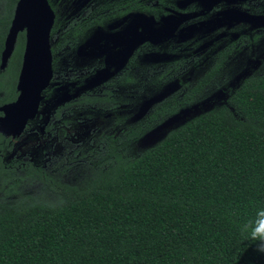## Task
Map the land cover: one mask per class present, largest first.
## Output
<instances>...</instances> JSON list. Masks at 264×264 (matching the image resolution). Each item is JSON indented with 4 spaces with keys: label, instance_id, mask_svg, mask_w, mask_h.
I'll return each instance as SVG.
<instances>
[{
    "label": "trees",
    "instance_id": "trees-1",
    "mask_svg": "<svg viewBox=\"0 0 264 264\" xmlns=\"http://www.w3.org/2000/svg\"><path fill=\"white\" fill-rule=\"evenodd\" d=\"M0 1L11 5L9 14L0 16L1 54L16 0ZM18 40L8 66L0 71V104L17 94L22 32ZM55 50L51 45L52 68ZM224 60L225 56L196 58L193 68L211 64L190 87L186 79H179L178 88H186L181 96L163 98L134 124L126 123L127 114L106 115L115 111L112 92L81 95L77 103L89 109L112 103L107 111L88 112L94 121L89 126L124 124V128L120 135H105L98 143L100 152L83 167L75 166L83 174L76 183L51 174L40 161L21 164L7 157L9 151L1 152L0 264H264V255L236 229L255 207L264 205L262 69L224 89L223 98L209 107L164 125L154 142L138 143L151 127L203 100L204 89ZM10 71L13 81L7 78ZM122 78L109 85H126L128 76ZM82 79L71 81L79 85ZM159 83L165 82L159 79ZM51 88L44 90L41 106ZM34 123L30 121L27 128ZM53 125L42 128L39 137L44 146ZM25 179L37 185L35 194L21 191L20 181Z\"/></svg>",
    "mask_w": 264,
    "mask_h": 264
},
{
    "label": "flooded vegetation",
    "instance_id": "flooded-vegetation-1",
    "mask_svg": "<svg viewBox=\"0 0 264 264\" xmlns=\"http://www.w3.org/2000/svg\"><path fill=\"white\" fill-rule=\"evenodd\" d=\"M48 2L54 12V29H51L50 41H53L54 33H58L63 25L62 37L68 43L71 57L77 62L74 67L79 69L82 65L90 63L92 68L84 76L77 77L83 78L79 85H76L75 81L72 82L69 76L63 84L53 80V77L47 101L54 104H50L47 110L46 106H41L40 103L36 117L30 121L39 119L41 115L49 114L52 117L59 109L55 100L60 95L70 96L72 99L81 92L80 97L87 87H100L109 80L123 81L122 77L126 75L129 85L135 72L136 58L139 56L167 55L169 58H161L160 63L175 69L179 68L182 62L186 63L192 59L189 72H184L188 75L181 76L189 80L191 71L195 69L192 66L194 57H218L229 56L233 52L240 53L254 44L250 40L262 39L261 36L264 35L260 32L264 31L260 25L264 21V0ZM74 41L78 43L73 47ZM182 57L188 59L183 61ZM5 103L7 102L0 105ZM2 114L0 111V116ZM19 137L12 138L0 133V156L1 152L9 151L7 157L15 159L14 146Z\"/></svg>",
    "mask_w": 264,
    "mask_h": 264
},
{
    "label": "rangeland",
    "instance_id": "rangeland-1",
    "mask_svg": "<svg viewBox=\"0 0 264 264\" xmlns=\"http://www.w3.org/2000/svg\"><path fill=\"white\" fill-rule=\"evenodd\" d=\"M13 9L14 7L12 10ZM10 11L11 5L8 6V2L0 1V16H6ZM59 24L61 25V23ZM260 25L264 28V21L261 22ZM60 27V31L54 33L53 41H50V45L54 46L56 49L54 55L55 66L52 68L53 80L62 81L68 78V76L69 78L82 77L85 73L90 71L92 67H90V63L82 65V67L79 68L80 70L74 67V64L77 62L71 57L70 49L67 46L68 43L62 37L63 25ZM260 32L264 34V31ZM261 38L262 39L256 40L252 46L246 47L240 53L233 52L229 56H225V60L222 64L223 66L219 69L218 74L215 75L213 82L209 83V87L205 88L203 91V95L205 96L204 99L181 108V110L174 115L165 118L151 127L140 136L138 141L139 145L146 146L154 142L161 136V129L163 126H169L172 121L180 120L183 117L182 114H189L199 107H209L216 99L223 98L224 89L236 86V84L250 71H260L261 69V72L264 71V68L261 66V61L264 63V35H262ZM77 43L78 41H74L72 46L74 47ZM72 46H70V48H72ZM199 57L200 56L194 57V60ZM161 58L164 60L169 57L167 55L161 56L160 54H151L150 56L147 55L144 57L139 56L136 58L135 72L132 82L129 83V85L123 84L121 87H116V85H109V80L107 82L108 84L104 83L100 87L97 85L87 87L82 95H105L107 92H112L113 98L116 100L114 105L116 107L114 108V112L108 111L106 113L108 117L114 113L117 115L127 114L130 117L127 119L126 123L131 124H134L135 121L144 120L154 108L163 103V98L172 95L180 97L184 89H186L184 85L178 88V79L181 81L184 80L181 76L184 72H189V65L192 59L186 63L182 62L179 68L175 69L160 63ZM206 64L208 65L202 66L199 70L195 68L191 71V75H189L188 78L189 80H186V87H190L201 74V71H205L211 62L208 61ZM7 78H9L10 81L15 79L12 71L7 73ZM159 79H163L165 83H159L160 85L157 84ZM79 95L72 99L69 96L64 101L63 99L66 96L63 95L62 97V95H60L55 100L56 106L59 107V109L54 112V117H51L49 114L48 116L41 115L39 119L35 120L34 124L36 126L25 130L15 142L13 153L15 160L18 159L21 164L29 161H40L43 167L49 170L51 174H60L61 178L66 180L70 179L69 181L76 183L78 177L83 174L81 171L78 172L79 167L75 166L78 165L83 167V164H86L88 158L95 156L96 152H100L98 143L102 142L105 135H120L122 131L120 128H124V124L119 127L104 125L102 128L91 127L92 125L89 126L88 124L94 121L88 116V112H94L99 108L107 111L112 106V103H104L103 107L98 106L93 110L89 109V107H84L83 104L80 105L77 103ZM61 98L62 101H60ZM50 102H45L44 106H46L47 110L50 104H54ZM61 118H63V121ZM48 123L54 125L51 130L50 141L44 146L41 143L42 141L39 135L42 132V128ZM92 158L94 159V157ZM66 168H68L67 172L61 173V171ZM20 186L22 192H31L33 194L37 192V185L29 180L25 179L20 181Z\"/></svg>",
    "mask_w": 264,
    "mask_h": 264
},
{
    "label": "water",
    "instance_id": "water-1",
    "mask_svg": "<svg viewBox=\"0 0 264 264\" xmlns=\"http://www.w3.org/2000/svg\"><path fill=\"white\" fill-rule=\"evenodd\" d=\"M53 23L54 12L48 0H16L0 54V71L6 68L20 32H24V46L15 86L17 97L0 105L3 113L0 133L5 136L19 137L44 100L43 92L53 78L50 47Z\"/></svg>",
    "mask_w": 264,
    "mask_h": 264
},
{
    "label": "clouds",
    "instance_id": "clouds-1",
    "mask_svg": "<svg viewBox=\"0 0 264 264\" xmlns=\"http://www.w3.org/2000/svg\"><path fill=\"white\" fill-rule=\"evenodd\" d=\"M238 235L264 255V205L255 207L254 214L236 225Z\"/></svg>",
    "mask_w": 264,
    "mask_h": 264
}]
</instances>
